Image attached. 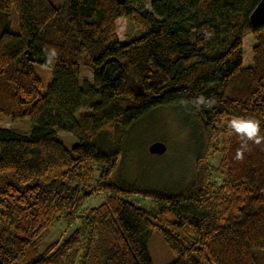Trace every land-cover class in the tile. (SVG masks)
Masks as SVG:
<instances>
[{
	"label": "trees",
	"instance_id": "16d2710c",
	"mask_svg": "<svg viewBox=\"0 0 264 264\" xmlns=\"http://www.w3.org/2000/svg\"><path fill=\"white\" fill-rule=\"evenodd\" d=\"M259 1L0 0V114L31 125L0 127V264H153L155 232L177 253L170 264H264V144L249 141L236 160L228 128L255 118L264 135V23L250 18ZM121 17L143 33L121 42ZM35 64L52 73L44 92ZM201 95L211 107H196ZM159 108L192 125L194 180L177 192L111 180L123 141ZM62 131L78 142L66 147ZM95 191L103 199L81 209ZM60 217L76 225L39 252Z\"/></svg>",
	"mask_w": 264,
	"mask_h": 264
},
{
	"label": "rangeland",
	"instance_id": "374dc122",
	"mask_svg": "<svg viewBox=\"0 0 264 264\" xmlns=\"http://www.w3.org/2000/svg\"><path fill=\"white\" fill-rule=\"evenodd\" d=\"M56 6L63 0H51ZM152 0L143 4L134 3L138 8L150 9ZM12 30L18 31V18L12 12ZM117 33L121 42L136 38L143 30L128 17L117 20ZM245 60L250 50L249 35L245 36ZM37 74L43 81V92L51 82L50 68L35 64ZM82 77L92 81V72L84 67ZM0 127L9 128L22 134H29L31 125L28 117L12 118L0 114ZM60 138L66 147H72L78 139L70 132H60ZM154 141L165 142L167 148L163 154H152L148 147ZM197 152V140L192 133V125L175 114L170 108L155 109L148 118L134 128L125 138L122 145V158L119 166L110 174V179L126 186L146 191L177 192L185 189L195 178L194 158ZM104 193L94 192L81 209L98 204ZM135 203L149 209L153 208L152 200H141L135 197ZM76 223L68 224L63 218L56 220L46 229L39 243V252L49 244L62 239ZM148 249L153 264H170L177 253L170 249L159 232L153 233L148 242Z\"/></svg>",
	"mask_w": 264,
	"mask_h": 264
},
{
	"label": "clouds",
	"instance_id": "9594fccd",
	"mask_svg": "<svg viewBox=\"0 0 264 264\" xmlns=\"http://www.w3.org/2000/svg\"><path fill=\"white\" fill-rule=\"evenodd\" d=\"M205 35L206 37H210L211 34L206 33ZM56 56V50L51 49L47 56L48 64H53ZM194 103L197 108L202 104L206 107H211L214 101L201 95L196 98ZM228 128L240 138L241 147L235 154L234 158L236 160L244 159V153L248 148L249 141L255 145L264 144V135L261 134L260 121L258 119L235 117L228 122Z\"/></svg>",
	"mask_w": 264,
	"mask_h": 264
},
{
	"label": "water",
	"instance_id": "95a60500",
	"mask_svg": "<svg viewBox=\"0 0 264 264\" xmlns=\"http://www.w3.org/2000/svg\"><path fill=\"white\" fill-rule=\"evenodd\" d=\"M251 21L255 25L264 23V0H260L253 12L251 13ZM166 144L163 141H154L152 142L148 150L152 154H163L166 151Z\"/></svg>",
	"mask_w": 264,
	"mask_h": 264
}]
</instances>
